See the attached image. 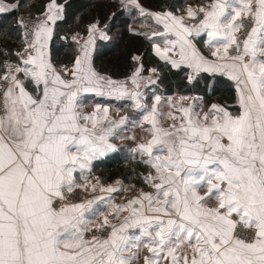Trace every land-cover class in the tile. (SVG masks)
<instances>
[{
  "label": "snow or ice",
  "instance_id": "snow-or-ice-1",
  "mask_svg": "<svg viewBox=\"0 0 264 264\" xmlns=\"http://www.w3.org/2000/svg\"><path fill=\"white\" fill-rule=\"evenodd\" d=\"M127 5L160 27L148 37L162 41L153 42L155 55L187 70L189 83L201 73L234 81L239 114L171 99L179 115L160 113L159 95L149 110L139 92L93 68L97 34L108 39L98 20L83 43L72 37L79 54L62 74L48 47L63 5L50 0L43 19L17 22L24 47L0 74V264H264V0H209L180 15ZM141 71L130 78L137 89ZM91 93L130 95L142 110L133 123L150 125L149 138L131 151L148 166L142 179L152 191L119 204L78 192L129 191L87 183L92 162L116 150L109 137L127 121L109 120L99 103L84 112ZM161 115L172 121L167 128Z\"/></svg>",
  "mask_w": 264,
  "mask_h": 264
},
{
  "label": "trees",
  "instance_id": "trees-1",
  "mask_svg": "<svg viewBox=\"0 0 264 264\" xmlns=\"http://www.w3.org/2000/svg\"><path fill=\"white\" fill-rule=\"evenodd\" d=\"M62 19L55 24V34L58 36L65 27L75 28L74 17L80 15L99 16L100 20L106 21L109 38L101 40L99 37L95 40L93 60L98 69L116 76H125L129 73L134 64L133 56L140 54V59L144 68L149 65H156L159 72V82L163 84L166 92L173 90L181 93L196 92L202 93L205 97L214 98L222 103H231L236 96V87L234 81L226 76L210 75L201 73L193 82L189 83L186 79L187 70H178L171 68L170 65L160 60L152 52V40H149L151 29H147L138 22H143L146 16H141L139 11L132 5H127V0H63ZM98 1V2H97ZM145 1V2H144ZM189 0H142L144 5L149 8H164L168 3L173 6L183 2V6ZM29 7L17 8L10 11L0 12V69L3 65V59L13 58L14 53L21 45V35L17 24V12L26 10L30 14L42 11L47 0H34V5L28 4V0H19V4ZM23 8V9H22ZM82 14V15H81ZM114 14V15H113ZM78 26L85 27L86 21L81 20ZM68 24V26H66ZM147 34V35H145ZM4 53H8L5 55ZM131 148L125 146L117 148L112 153L95 161L96 166H105L112 168L119 163L131 162V168L128 171L133 173L140 180L142 174L146 171V166L139 160H133ZM136 159V158H135ZM126 175V174H125Z\"/></svg>",
  "mask_w": 264,
  "mask_h": 264
},
{
  "label": "crops",
  "instance_id": "crops-1",
  "mask_svg": "<svg viewBox=\"0 0 264 264\" xmlns=\"http://www.w3.org/2000/svg\"><path fill=\"white\" fill-rule=\"evenodd\" d=\"M49 2H50V0H47L45 8L41 11L42 13H44V11H45V9H46V7H47ZM56 2H57V4L64 5V1L63 0H60V1L56 0ZM139 3L141 4L140 1H139ZM13 4H17V2H15V0H0V6H3L5 8H8L9 6H11ZM199 4H200L199 2L198 3H189L182 11L179 10V11H176V12L173 11V9H171L169 6L166 7V8H163V9H161V8H159V9L158 8H153V9L150 10V8L148 9L146 6H143L142 4L141 5L146 10L151 11V12L171 11L174 14L180 15V14L184 13V10L188 6L191 5V6L195 7V6L199 5ZM15 9H17V8H15ZM157 30H161V29H159V28L154 29V31H157ZM104 31H105V33L107 35V31L106 30H104ZM152 32L153 31L151 30L150 35H151ZM53 34H54V31H53ZM77 35L82 38L81 39V43H83V40L87 39V31H85L84 33L78 32ZM59 37L60 36H58L54 40L51 39V41L49 42V47H48V51H49V54H50L51 61H52L53 65H54V67L56 69H57V67H56V63L57 62L54 60L53 50H52V48L50 46H51V43H55L56 44L59 41V39H60ZM61 37H64V36H61ZM97 37H99L98 34H97ZM107 37H108V35H107ZM153 42L162 43V41L160 39L159 40H154ZM153 42H152V44H153ZM55 44L53 45V47H55ZM59 44H60V42H59ZM197 47L200 48V50L202 51V53L205 56H210V51L211 50L204 46L202 40L197 41ZM78 49H79V47H78ZM93 52H94V49L92 50V66L95 69V71L98 74H100L101 76H104L106 78H111L112 80L117 81L118 83H123L127 87V89L129 90V92H131V91L139 92L141 94L140 95V103L148 105L149 106V110H150V107H151L152 103L154 102V97L156 95H159L161 97V99H162L161 102H160V105L158 106V109H159L160 113H162V112L165 113V112L171 111V112L175 113L176 115H179V112H177V110L175 108H167V109L163 108V106H164L163 104H168L167 101L169 99H171L173 104L182 103L185 107L188 106L189 104H192V103H195L198 106L202 105L203 108H204V111H207L208 108L212 104H218V105H220L222 107H225L233 115H238L239 114L240 109H239V105H238L237 92H236V96H235V99H234L235 105H236V107H234V109H230L231 106H226L225 104H223V103H221V102H219L217 100L216 101L211 100L209 102H204V97H203L202 94H197V93H186V94L177 93V94H175V93L164 92L163 88H160V86L157 84L159 82V75H160V72H159L157 66L156 65H149L148 67L144 68V65H143V63H142V61L140 59H139V64L136 66V68L142 66V71L140 73L141 79L139 80L140 87L137 89L131 83V79H130L136 68L134 70H132L131 73L125 74V76H116V75H112V74L106 73L105 71H102V70L96 68V66L94 64V60H93ZM152 52H153V54H155L154 51H153V47H152ZM77 54H79L78 50L75 52V54H73L74 56H71L70 58H66L64 60H61V59L60 60H61V62H64V61H72L73 62L74 57ZM60 55H61V53H60ZM134 56H138V54H135ZM11 59L17 61V58H11ZM72 65H73V63L71 64V67H72ZM152 69H156V72L153 73L151 71ZM149 77H151V79L154 80L155 83H150L149 82ZM153 84L158 85L159 89L156 88L158 90L152 91V93H151L150 89H148V88H150V86H152ZM234 86H235V82H234ZM28 87H29V90H31L32 86L28 85ZM107 91L108 90L106 89L105 92H107ZM117 95L118 94H115V93L112 96H108V95L97 96L94 93L87 94V102H86V104H85V106L83 108L84 112H91L95 108V105L97 103H99L101 105V107H107L108 108L109 120L116 122V121H119L122 117H127L126 123L124 125L120 126V127H117L114 130L113 135L109 137V142L114 144L116 146V149L118 148L117 146L119 145L121 134L124 132V130L125 131L129 130V131L133 132V130L136 129V127H141L139 125L134 124L133 121H140L143 118L142 110L136 108V106H135L136 105V101L133 100L130 97V95H125L122 98H117ZM181 97H187V99H185L184 101H181L180 100ZM148 99H150L149 102H148ZM158 119L160 120L161 125L163 127H165V128H167L168 125L172 123V121L167 123V120H170V119H168L167 117L162 116V115L158 116ZM108 126L109 125H108V121L107 120L103 121L102 124H101V127H108ZM142 127H143V129L141 131L142 137H140V139L133 140V143H134L133 145L135 146V148H136L137 144L143 143L149 138V135H148L149 133L146 134L147 132H145L144 129L150 127V125H148L145 122L142 125ZM129 131H127V132H129ZM110 153H112V151H109L106 155H108ZM106 155H104L102 157H105ZM99 158H101V157H99ZM94 161H96V160H94ZM85 175L88 176V179L91 178V176H92L91 172H86ZM136 192L137 191H135L134 193H129L127 198L132 197L133 195L136 194ZM125 199L126 198H124L123 200L122 199L118 200V197L116 196L115 199L112 201V203L119 204V203L124 202ZM99 219H102V218H98L97 222H99ZM117 223H118V221H117ZM141 264H142V261H141Z\"/></svg>",
  "mask_w": 264,
  "mask_h": 264
},
{
  "label": "rangeland",
  "instance_id": "rangeland-1",
  "mask_svg": "<svg viewBox=\"0 0 264 264\" xmlns=\"http://www.w3.org/2000/svg\"><path fill=\"white\" fill-rule=\"evenodd\" d=\"M58 1H60V0H58ZM139 1L141 2V4L143 6H146L142 2V0H139ZM148 1L152 3V0H148ZM15 2H17V5H19L16 8L23 7V8L27 9V7H29V5H26L27 2H24V4H21V5L19 4V0H15ZM198 2L200 4H206V3L209 2V0H189L183 6H181L183 2H179V4H177L176 6H173L172 3H168L169 4L168 6L171 9H173V11L176 12V11H179V10L182 11L189 3H198ZM34 3H35L34 0H28V4L34 5ZM168 6H166V7H168ZM146 7L149 9L148 6H146ZM166 7H164V8H166ZM153 8L150 7V10L153 9ZM161 9H163V8H161ZM90 16L89 15H82V17H81L80 15H78L77 17H74V22L73 23L75 24L76 27L73 28V29H71V28L69 29L68 27H67V29H65V27H64L63 30H61L60 34H58V36H60L59 37L60 38L59 41L56 44L55 43H51L50 47L53 50V57H54V60L57 62L56 63V67H57V69L59 71H61L62 74H63V69L65 67L70 69L71 68V64L73 62L72 61L61 62V60H64L66 58H70L71 56H74L73 54H75V52L78 50V47H79L78 44L75 41H73L72 37L73 36H77L78 32L84 33L85 31H87L88 25L93 23V22H95V21H97V20L100 22V25L102 24L100 26L101 28H104V25H106V21L100 20L99 16H97V17L95 16L93 18L90 17ZM37 19H43V13L41 11H38V12H35V13H32V14H30L26 10H19L17 12V21L23 20L25 23L31 25ZM81 20L86 21L85 27H79L78 26L80 24L78 22H80ZM136 25H140V26L145 27L147 29H151L152 31H154V29H157V28L160 29V27L158 25H156L155 21L151 17H148V16H146V18L143 20V22H138ZM66 26H68V24ZM54 30H55V26H54ZM104 30H106V28H104ZM19 32H20V35H21V45L19 46L18 50H16V52L20 51L24 47V45H23L24 29L19 27ZM55 33L56 32L54 31V34L52 36V40H54L55 38L58 37V36H56ZM107 35H108V38H109V32H107ZM61 36H64V37H61ZM153 39L154 40H159L158 37H154ZM59 42H60V44H59ZM54 44H55V47H53ZM60 53H61V55H60ZM138 56L140 57V54H138ZM13 58H17V57L14 55ZM5 61H7L8 63H15L16 62L15 60H13L11 58L9 59V57H6V58L3 59V64L5 63ZM138 64H139V60L138 61L134 60V64H133L132 68L130 69L129 73H131L132 70H134ZM95 66H96V68H98L96 64H95ZM0 70H1L0 74H2L3 71H4L3 65H2V68ZM106 73H108V72H106ZM157 84L160 86V88L164 87L161 82H158ZM158 85L153 84L148 89H150V92L152 93V91H156V90L159 89ZM156 88H158V89H156ZM163 90H164V92H166L164 88H163ZM169 93L186 94V93H196V92L181 93V92H177V91L173 90V91H171ZM197 94H200V93H197ZM202 95L204 97V102H209L211 100L216 101L214 98H208V97H205L204 94H202ZM149 101H150V99H148V102ZM223 104H225L226 106H231L230 109H234V107H236L234 100H233V102L231 101V103H227L226 102V103H223ZM163 105H164L163 106L164 109L165 108L166 109L170 108L168 104H163ZM165 113H167V112H165ZM170 121L171 120H167V123H169ZM142 129H143V127L141 126V127H136V129H134L133 132L129 131V130H126V131L124 130V132L121 134L120 142H119V145L117 147L119 148V147L125 146V148L128 147V148L134 149L135 146L133 145L134 144L133 140H137V139H140V137H142V134H141ZM127 131H129V132H127ZM146 134H148V133H146ZM123 137H135V139H125ZM136 154H137V156H135V154H133L134 158H132V159L133 160H139L143 165H145L142 162V158L139 156V154L138 153H136ZM97 159H99V158H97ZM130 163L131 162L127 161V163L126 162L125 163L124 162L123 163H119V164L115 165L112 168H108V167L100 166V165L96 166L95 161H93L92 162V168H91V175L92 176L87 181V183H90V184H96L97 181H99L100 185H103L104 187H107L109 185H113V186H117V187L122 186L124 188L129 189V191H125V192H121V193H112V194L101 193L99 190H97L94 193L91 192V191L89 193H83L81 190H78V192L80 193L81 196H84L86 198H94V197H97V196L112 195V196H115V197L117 196L118 200L119 199L123 200L124 198H127L129 193H134L135 191H137V190H139L141 188L144 189L145 191H152V189H150L146 184H144L143 179H142V177L145 176L147 174L148 170H149L148 166L145 165L146 166L145 167L146 171L142 174V176L140 177V180H139L138 178L135 177V175L133 173H130L131 171H128L129 168H131L132 165L133 166L135 165V164H130ZM117 180H119L121 182V185H116L115 184V182ZM79 182L80 183H85V181H79Z\"/></svg>",
  "mask_w": 264,
  "mask_h": 264
}]
</instances>
